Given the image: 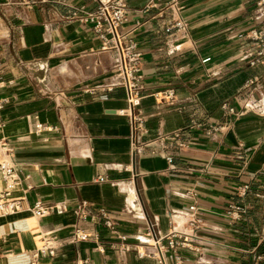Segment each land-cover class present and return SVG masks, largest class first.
Instances as JSON below:
<instances>
[{"label": "crops", "instance_id": "0c3cea01", "mask_svg": "<svg viewBox=\"0 0 264 264\" xmlns=\"http://www.w3.org/2000/svg\"><path fill=\"white\" fill-rule=\"evenodd\" d=\"M167 1L127 0L120 27L141 51L143 146L131 166V126L118 113L124 90L98 87L118 52L101 50L92 24L81 20L80 7L95 3L0 0V98L7 100L0 137L13 147L21 180L12 196L22 198L21 210L0 215V264H159L139 254L150 249L149 224L164 234L168 212H184L191 202L204 210L202 243L198 252L177 249L179 264H264V70L241 59L248 43L239 37L256 22V0H178L186 36ZM167 87L175 99L161 103L154 93ZM252 99L260 106L232 117L222 134L190 128L222 121V102L241 108ZM37 124L45 130L37 133ZM176 130L180 148L160 138ZM244 183L251 185L247 212L230 224L223 212ZM36 200L66 210L35 218ZM104 216L126 239L109 232ZM76 227L88 236L73 243ZM40 235L55 254L33 263ZM165 262L177 264L174 253L166 252Z\"/></svg>", "mask_w": 264, "mask_h": 264}, {"label": "built area", "instance_id": "2783aa9c", "mask_svg": "<svg viewBox=\"0 0 264 264\" xmlns=\"http://www.w3.org/2000/svg\"><path fill=\"white\" fill-rule=\"evenodd\" d=\"M90 1L95 3V8L93 10H85L84 6H81L80 10L83 12L81 20L92 24V30L100 39L101 50L113 48L118 52L107 82L98 87L103 91H111L115 87H121L124 90L126 107L118 110V113L125 114L130 122L131 141L129 156L131 166H134L143 146L138 140L143 120L139 116L137 109L143 91L142 81L138 73L141 64V51L136 41L129 35V32L120 31L121 24L127 14V0ZM177 1L168 0L166 7L175 15L174 20L180 33L186 36L188 32L187 24L181 16ZM255 15V24L243 36L239 35L243 42L248 43L247 47L241 52V59H249L251 65L259 64L264 70V0H256ZM253 82H255V78L248 80L245 86L251 87ZM3 87L4 81L0 78V91ZM88 90L86 89V91ZM154 95L161 103H171L174 101L176 93L174 88L167 87L157 90ZM259 101V99H252L251 103H245L241 108H237L228 102H222L220 105L224 116L222 121L207 125L200 122H192L190 128L203 129L204 135L208 137L222 134L229 128L232 117L237 118L243 115L246 109H257L260 106ZM6 102L5 98H0V109ZM259 112L261 111L259 110ZM1 126L2 121L0 120V130ZM47 129L54 130L56 128L50 127ZM43 130L45 128L42 125H36L37 133H41ZM181 135V130H176L170 134L161 135L160 138L163 141L174 140V144L180 148L184 144ZM171 160V157L167 158L169 168L175 169V165L172 164ZM188 169L192 170L193 168L188 167ZM20 180L21 177L14 160L13 147L6 138L0 137V215L11 214L22 209V198L12 196V192L19 186ZM250 192L251 185L249 183L241 184L237 188V199L229 203L223 212L230 224L242 221L247 212V196ZM30 210L35 218H42L52 212L62 214L66 207L63 204L36 200L30 206ZM102 214L104 215V213ZM104 218V226L109 229L111 234H115L121 240L126 239L124 233L118 232L116 223L111 218L107 216H104ZM168 219L170 227L164 234H161L158 230L155 231L153 224H149L146 233L150 237V241L146 242V245L150 249L139 251V254L152 256L157 259L159 264H166L165 253L171 251L175 255L177 264H179L181 260L176 253L177 249L183 248L196 252L200 250L202 238L199 231L204 224V210L195 202H191L184 212L169 211ZM87 236L86 232L76 227L71 236V242L75 243L85 239ZM39 241L40 244L32 252L33 263L42 257H49L55 254L56 247L50 244V239L40 235ZM86 263L87 259L78 262V264ZM252 264H259V262L255 261Z\"/></svg>", "mask_w": 264, "mask_h": 264}]
</instances>
